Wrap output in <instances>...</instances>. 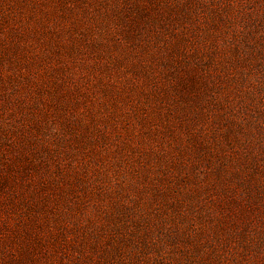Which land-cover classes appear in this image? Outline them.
Wrapping results in <instances>:
<instances>
[{"label": "rangeland", "instance_id": "374dc122", "mask_svg": "<svg viewBox=\"0 0 264 264\" xmlns=\"http://www.w3.org/2000/svg\"><path fill=\"white\" fill-rule=\"evenodd\" d=\"M0 264H264V0H0Z\"/></svg>", "mask_w": 264, "mask_h": 264}]
</instances>
